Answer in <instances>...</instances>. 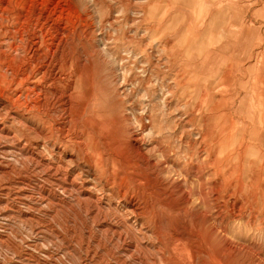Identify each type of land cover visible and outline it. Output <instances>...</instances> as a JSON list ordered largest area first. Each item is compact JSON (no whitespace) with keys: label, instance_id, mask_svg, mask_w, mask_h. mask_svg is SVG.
<instances>
[{"label":"rangeland","instance_id":"374dc122","mask_svg":"<svg viewBox=\"0 0 264 264\" xmlns=\"http://www.w3.org/2000/svg\"><path fill=\"white\" fill-rule=\"evenodd\" d=\"M0 1V264H264V0ZM207 8L225 15L209 49L249 33L219 51L225 78L199 41L191 70L157 47L187 51ZM113 40L198 97L142 155L74 115L73 73Z\"/></svg>","mask_w":264,"mask_h":264},{"label":"clouds","instance_id":"9594fccd","mask_svg":"<svg viewBox=\"0 0 264 264\" xmlns=\"http://www.w3.org/2000/svg\"><path fill=\"white\" fill-rule=\"evenodd\" d=\"M165 36H168V39L164 42L168 43L171 40L172 43L168 49L157 45L161 53H171L180 65H187L189 70L195 69L197 65L193 62L194 52L185 51L184 43L166 31L160 34V37ZM120 43L113 40L102 48L101 51L105 53L103 58L85 60L82 56V63L86 62L87 67L73 73L75 87L70 88L73 92V110L74 115L86 124L98 125L102 134L108 133L118 139L131 141L132 147L142 155L145 150L148 152L155 150L153 141L159 144L170 141L177 122L184 119L183 115L176 114L183 112L187 115L190 108H195L198 97L194 88L185 86L181 91L178 81L168 76H160L157 79L156 75H151L150 80L145 79L149 73L144 71L143 65L137 67L136 64L144 52L134 56L126 48L118 49ZM101 45L102 38L97 47ZM108 47L123 51L128 58L117 59L115 55L107 53ZM195 60H199L198 55L195 56ZM192 75L195 77V72ZM193 82L191 78L188 81L189 84ZM157 84L160 85L159 92ZM172 100L177 101L174 106H170Z\"/></svg>","mask_w":264,"mask_h":264},{"label":"crops","instance_id":"0c3cea01","mask_svg":"<svg viewBox=\"0 0 264 264\" xmlns=\"http://www.w3.org/2000/svg\"><path fill=\"white\" fill-rule=\"evenodd\" d=\"M193 1L195 0H188V4H191ZM173 2H177V0ZM178 3L181 4V1ZM200 3L202 6L204 5L203 1L201 0H200ZM220 3H222V1H220ZM221 10L222 9L218 11V9L207 8V10L205 11V13L207 14V19H208L207 28L203 30V32L200 33L196 31V29H193L192 27L189 26L187 31L185 30L182 32V35L186 34L185 36L188 39L187 40V46H188L187 51L195 52L194 49L197 47V44H198L197 42L199 41V44L204 48L203 50L199 49V52H201L202 54H210V60L212 61V63L209 64L210 68L207 69L211 73L210 76L225 78L226 75H224L222 71L220 72V69L224 65L225 56L224 54H221L220 52H228L231 49L236 48L237 46L239 48H241L242 46H246L249 33L247 31L243 32L246 38V41L244 43H241L240 41H238L237 43L234 44L232 39H229L232 37L231 32H229L228 37L223 45H221L218 49H215V47L212 49H209V43H216L221 37V34L219 35L218 29L223 25L224 16H225L222 14L223 11ZM216 23H217V26H216Z\"/></svg>","mask_w":264,"mask_h":264},{"label":"bare ground","instance_id":"6f19581e","mask_svg":"<svg viewBox=\"0 0 264 264\" xmlns=\"http://www.w3.org/2000/svg\"><path fill=\"white\" fill-rule=\"evenodd\" d=\"M1 2V1H0ZM18 4V3H17ZM4 6V5H3ZM1 7V6H0ZM5 7H6V5H5ZM18 8V7H17ZM46 19V18H45ZM44 19V20H45ZM216 20V19H215ZM213 21H214V19H213ZM212 23H214V22H212ZM35 27V26H34ZM51 33V32H50ZM61 36V35H60ZM58 38V37H57ZM31 61V60H30ZM47 61V60H46ZM215 73V72H214ZM26 74V73H25ZM220 74V73H219ZM58 75V74H57ZM218 75V74H217ZM215 77V76H214ZM68 92V91H67ZM57 94V93H56ZM66 95V94H65ZM6 136V135H5ZM28 148V147H27ZM158 149V148H157ZM3 169V168H2ZM71 186V185H70ZM142 191V190H141ZM86 197V196H85ZM144 197V196H143ZM89 199V198H88ZM145 199V198H144ZM144 203V202H143ZM132 208V207H131ZM135 213V212H134ZM93 215V214H92ZM139 215V214H138ZM125 220V219H124ZM143 226V225H142ZM176 229V228H175ZM143 241V240H142ZM148 246V245H147ZM260 261V260H259Z\"/></svg>","mask_w":264,"mask_h":264}]
</instances>
